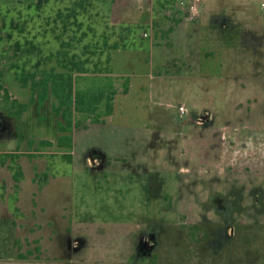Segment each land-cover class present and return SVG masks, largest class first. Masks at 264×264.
<instances>
[{"label":"rangeland","instance_id":"obj_1","mask_svg":"<svg viewBox=\"0 0 264 264\" xmlns=\"http://www.w3.org/2000/svg\"><path fill=\"white\" fill-rule=\"evenodd\" d=\"M36 1L0 0L5 34L40 14L32 54L0 43V264H264V0L134 40L94 0Z\"/></svg>","mask_w":264,"mask_h":264},{"label":"crops","instance_id":"obj_2","mask_svg":"<svg viewBox=\"0 0 264 264\" xmlns=\"http://www.w3.org/2000/svg\"><path fill=\"white\" fill-rule=\"evenodd\" d=\"M94 2L105 6V10L109 15L111 23L120 27V33L125 37L123 40L129 38L134 40V38L141 34V31L145 32L147 29L151 30L155 21L157 22V19L164 20V18H166L167 20H170V18L164 14V11L171 3L169 0H94ZM15 10L17 11L18 9L14 6L13 11L15 12ZM186 22L190 21L185 19L184 21H181L180 24L182 25ZM174 32H172V35ZM205 35L208 36L209 32H206ZM32 36H35V34L33 33ZM157 37L161 38L158 34ZM157 37H155V40H153L154 38H144V40H142V45H137L135 48H141L144 44L146 47L144 51H147L149 47L154 46L155 44L171 42V38L170 40L162 38L161 40H157ZM117 45H119V42ZM116 51L119 52L121 50L117 49ZM201 53L205 56L211 55V52L207 51V49H204Z\"/></svg>","mask_w":264,"mask_h":264},{"label":"trees","instance_id":"obj_3","mask_svg":"<svg viewBox=\"0 0 264 264\" xmlns=\"http://www.w3.org/2000/svg\"><path fill=\"white\" fill-rule=\"evenodd\" d=\"M49 1L50 0H37L35 2L36 12L38 13L40 11V13H41L43 10V5ZM78 5H80V7H83L82 2H80V4H78ZM31 6L32 5H30V4L27 7L22 6V8H24V12H26L27 14L25 15L23 12H21V14H20V11H18L19 15H22L21 18L11 17V19H14V20H10L8 26L10 29H12V32H6V34H5L2 31V28H4V27H0V43L6 38L8 40L10 39L14 45L12 47V49L14 50L13 55L17 56V57L24 54V53H28V55L32 54L33 51L35 49H37V45H35V42H33V38H36V37L32 36V34H33L32 29L34 31V27L38 28L40 26L39 25L40 14L35 15L33 17L29 16V18H28L27 17L28 13L30 11V8H32ZM14 13H16V12H14ZM9 31H11V30H9ZM15 31L17 33H15ZM0 64H1V62H0ZM9 69L13 70V69H15V66H13L11 64V67H9ZM71 70H74L76 72H82V73L88 71V69L81 67L80 63L75 64V66ZM102 72L109 73L110 71L108 68H104V69H102ZM3 73H4V70H0V81L2 79ZM29 81L30 80L24 79V80H22V83H23V85L27 86L30 83ZM66 85H67V87L65 86V89L68 92V95H71V96L74 95L72 79L67 80ZM1 88H2V86L0 87V91H1ZM31 89H32V91H34L35 85H32ZM47 91H48V88H46L45 92L40 96V99L42 101L46 99L47 93H48ZM52 91H53L56 99L59 100L60 95H59V90L56 87V85L52 86ZM93 95L94 94H91L88 92H83V91L75 92L74 103H75L76 109H80V104H85L84 98H87L90 103H89V106L85 109H86V111H89V112L92 111L90 108V105L96 104L100 101V99L97 100V98H95V96L93 97ZM6 97L7 98L9 97L8 94H6ZM14 103H18V102L14 101ZM19 107H21V111H19L17 113L18 115L16 114V116L20 117V115L25 111L26 106L20 104ZM110 111H111V109H109V112ZM55 112L59 114V108H55Z\"/></svg>","mask_w":264,"mask_h":264},{"label":"built area","instance_id":"obj_4","mask_svg":"<svg viewBox=\"0 0 264 264\" xmlns=\"http://www.w3.org/2000/svg\"><path fill=\"white\" fill-rule=\"evenodd\" d=\"M170 5L164 11V14L169 18H176L179 14H183L189 18V20H200L202 13L199 12V6L202 4V0H169ZM182 114H184L185 108L179 107Z\"/></svg>","mask_w":264,"mask_h":264},{"label":"water","instance_id":"obj_5","mask_svg":"<svg viewBox=\"0 0 264 264\" xmlns=\"http://www.w3.org/2000/svg\"><path fill=\"white\" fill-rule=\"evenodd\" d=\"M1 129H4L2 126H0V131H1Z\"/></svg>","mask_w":264,"mask_h":264}]
</instances>
